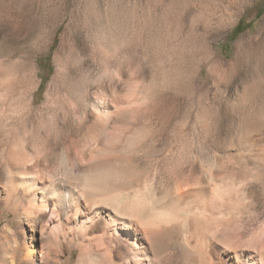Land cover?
Segmentation results:
<instances>
[{
	"label": "rangeland",
	"instance_id": "1",
	"mask_svg": "<svg viewBox=\"0 0 264 264\" xmlns=\"http://www.w3.org/2000/svg\"><path fill=\"white\" fill-rule=\"evenodd\" d=\"M239 20L242 31L228 40ZM14 80L32 84L39 103L59 88L121 97L136 109L124 134L141 178L130 192L139 190L146 209L175 203L184 213L155 227L164 247L156 255L141 249L134 264H229L232 252L239 264H264V0H0V100ZM1 105L6 193L16 170ZM120 134L109 128L108 142ZM0 216V264L12 238L31 235L38 254L50 251L49 264H79L73 247L51 254L47 233L60 222L51 212L33 232Z\"/></svg>",
	"mask_w": 264,
	"mask_h": 264
},
{
	"label": "bare ground",
	"instance_id": "2",
	"mask_svg": "<svg viewBox=\"0 0 264 264\" xmlns=\"http://www.w3.org/2000/svg\"><path fill=\"white\" fill-rule=\"evenodd\" d=\"M247 46L238 43L237 49ZM33 88L25 80H14L6 83L1 94L4 148L13 154L16 172L8 179L6 193L0 188V215L5 212L18 224L29 223L33 232L39 219L51 212L60 221L56 231L47 233L54 246L51 254L56 256L65 245L73 247L79 264H134L141 260V249L156 255L163 243L155 227L170 224L184 212L165 201L167 209L160 205L146 209L139 190L130 192L132 182L141 178L132 152L125 151L124 134L134 125L136 109L121 97L108 98L100 92L73 97L59 88L46 91L39 103ZM109 128L121 133L115 144L108 142ZM90 133L97 139L81 140ZM244 147L252 150L249 143ZM100 153L110 154L108 161L102 162ZM200 208L208 212L204 203ZM83 218L89 219L88 225ZM12 240L5 264H49L50 251L38 254L32 235L21 243ZM227 258L229 264L240 263L237 252Z\"/></svg>",
	"mask_w": 264,
	"mask_h": 264
},
{
	"label": "trees",
	"instance_id": "3",
	"mask_svg": "<svg viewBox=\"0 0 264 264\" xmlns=\"http://www.w3.org/2000/svg\"><path fill=\"white\" fill-rule=\"evenodd\" d=\"M257 14H259V12H257ZM241 31H242L241 20H239V22L235 25V27H233L231 32L228 34V36H227L228 40H231L233 37H235Z\"/></svg>",
	"mask_w": 264,
	"mask_h": 264
}]
</instances>
